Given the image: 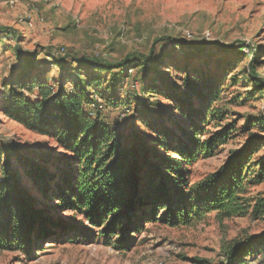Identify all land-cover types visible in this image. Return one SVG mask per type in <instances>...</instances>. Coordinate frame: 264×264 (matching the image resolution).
I'll return each mask as SVG.
<instances>
[{"label": "trees", "instance_id": "16d2710c", "mask_svg": "<svg viewBox=\"0 0 264 264\" xmlns=\"http://www.w3.org/2000/svg\"><path fill=\"white\" fill-rule=\"evenodd\" d=\"M161 41L164 48L148 54L129 53L117 63L102 60L98 55L68 61L61 56L63 52L52 53L50 62L44 63L37 61L38 53L27 55L18 48L16 56L21 70L3 93V113L32 131L53 137L67 154L36 158V154L14 146L0 147V250L26 246L29 253L37 243L63 237L67 232L63 226L59 234H54L53 228L61 222L47 217L33 190L47 200L57 201L59 208L82 213L91 227L99 228L102 237H115L117 248L130 247L134 234L143 230L146 223L160 221L175 226L190 223L201 212L216 211L220 218L248 212L243 202L247 186L254 177L264 179V134L249 133L239 148L229 151L216 171L193 183L187 165L195 162L199 153L204 157L214 155L232 132V124L222 123L226 108L218 105L223 87L214 72L197 70L186 62L174 65L184 75L177 76L178 80L170 85L167 76H161L157 70L177 48L189 55H203L211 48L225 53L230 47L218 41L199 42L172 36ZM257 56L253 53L250 60L249 76L255 87L263 91L264 79L256 72ZM44 67L47 69L37 72ZM54 67L64 73L58 86L46 77H50L48 72ZM128 67L153 79L145 84V77L142 78L143 92L178 102V110L185 119L170 121L180 133L165 125L157 114L150 116L148 97L134 99L133 111L142 113L149 135L136 130L120 132L97 112L95 106L99 102L93 88L100 85L101 74L113 73L115 80V69L122 74ZM71 69L76 72L74 77L70 75ZM44 72L47 74L43 75ZM117 81L120 83L118 78ZM124 107L132 112L130 102ZM202 123L221 129L211 133ZM255 126L264 131V116L248 118L244 128L250 130ZM204 133L211 135L202 138ZM258 151H263V155L257 156ZM258 207L264 205L257 204L256 211ZM263 251L264 232L229 244L223 264H246L245 256H257Z\"/></svg>", "mask_w": 264, "mask_h": 264}, {"label": "rangeland", "instance_id": "374dc122", "mask_svg": "<svg viewBox=\"0 0 264 264\" xmlns=\"http://www.w3.org/2000/svg\"><path fill=\"white\" fill-rule=\"evenodd\" d=\"M170 36L218 41L230 47L225 53L211 48L203 55H189L177 48L165 64L157 67L161 76H167L169 85L178 80L177 76L184 75L174 65L186 62L197 70L214 72L223 87L218 105L226 108L222 123L232 124V132L214 155L204 157L199 153L197 160L187 165L192 182L202 181L224 163L231 149L243 144L249 133L264 134L257 126L244 128L248 118L264 116V90L255 87L249 76V63L255 53L257 75L264 79V0H0V147L14 146L36 154V158L67 154L53 137L32 131L3 113V93L21 70L16 56L18 48L27 55L38 53L37 61L44 63L50 62L52 53L59 52L68 61L98 55L102 60L117 63L129 53L148 54L164 48L161 38ZM42 69L47 67L37 72ZM126 70L120 74V69H115V80L113 73L101 74L100 85L93 88L99 102L95 106L97 112L120 132L136 130L149 135L142 113L133 111L134 99L148 97L150 116L157 114L165 125L180 133L171 123L172 119H185L178 110V102L160 95L149 96L142 88L144 82L149 84L153 79L138 69ZM75 73L71 69L70 75L74 77ZM48 74V81L57 86L64 78L56 67ZM129 102L132 112L124 107ZM202 125L211 133L221 129L212 123ZM211 133H204L202 138ZM257 154L261 156L263 151ZM252 180L244 193L247 213L220 218L216 211L201 212L190 223L175 226L160 221L146 223L143 230L134 234L128 248H117L115 237H102L99 228L91 227L79 211L59 208L57 201L47 200L33 190L47 217L61 222L53 228L54 234H59L63 226L67 232L63 237L45 239L41 245L33 241L37 244L29 253L26 246L0 250V264H223L229 244L264 232V212L260 213L263 207L257 211L255 208L257 204L264 205V179ZM244 259L246 264H264V251Z\"/></svg>", "mask_w": 264, "mask_h": 264}]
</instances>
